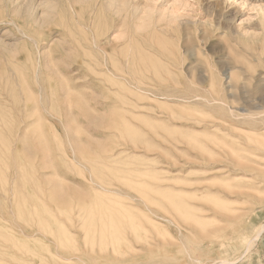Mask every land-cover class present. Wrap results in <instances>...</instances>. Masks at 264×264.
Returning <instances> with one entry per match:
<instances>
[{
    "label": "rangeland",
    "instance_id": "rangeland-1",
    "mask_svg": "<svg viewBox=\"0 0 264 264\" xmlns=\"http://www.w3.org/2000/svg\"><path fill=\"white\" fill-rule=\"evenodd\" d=\"M138 1L0 0V264H264V0Z\"/></svg>",
    "mask_w": 264,
    "mask_h": 264
},
{
    "label": "bare ground",
    "instance_id": "bare-ground-1",
    "mask_svg": "<svg viewBox=\"0 0 264 264\" xmlns=\"http://www.w3.org/2000/svg\"><path fill=\"white\" fill-rule=\"evenodd\" d=\"M78 1L84 2L86 0H78ZM108 4L111 8H113L115 10L116 14L122 13L124 10H126L127 7L136 11L142 5L139 1L135 2V0H108ZM96 5L97 4L90 7V9H89L90 14H89L88 20L85 23H81L82 27L85 30L90 31L93 34V37H91L90 41L82 42L80 40H76L75 42L70 43V45H73V46L75 45V46L81 47V46H84V44H86V46L91 51L103 52L101 58L96 56L94 58V60L97 61L101 65H108L110 62L114 61V56L113 55L109 56L106 53L107 49H109V48L117 49L120 46L125 47V46L129 45L130 40L126 39L129 37H125L126 33H125V31L122 30L121 26L120 27L118 26V28L114 29L108 36H105V39H104L105 41H102L100 35L99 36L95 35V33L97 32V29H98L97 21L95 19V17H96V11H95ZM150 10H151L150 7L148 5H146V11H150ZM174 10L176 11V9H174ZM175 11H172V12H175ZM175 18H176V15L174 13L172 15V19L174 20ZM124 60L126 62H129L132 60V57L129 54H126ZM263 232H264V224H261L258 226V228H256L255 234L247 242L246 249H245L246 252L250 249L251 244L260 238V236L263 234ZM243 256H244V254H243ZM232 262L233 261H230V260H224V261H221L220 264H231ZM128 264H137V263H128Z\"/></svg>",
    "mask_w": 264,
    "mask_h": 264
}]
</instances>
